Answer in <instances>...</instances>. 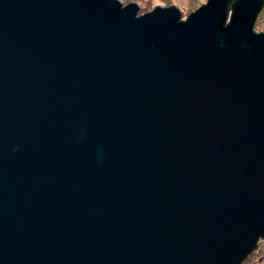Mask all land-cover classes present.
I'll return each mask as SVG.
<instances>
[{
  "label": "water",
  "instance_id": "obj_1",
  "mask_svg": "<svg viewBox=\"0 0 264 264\" xmlns=\"http://www.w3.org/2000/svg\"><path fill=\"white\" fill-rule=\"evenodd\" d=\"M263 6L0 0V264H242L264 239Z\"/></svg>",
  "mask_w": 264,
  "mask_h": 264
},
{
  "label": "rangeland",
  "instance_id": "obj_2",
  "mask_svg": "<svg viewBox=\"0 0 264 264\" xmlns=\"http://www.w3.org/2000/svg\"><path fill=\"white\" fill-rule=\"evenodd\" d=\"M123 5L130 2L136 3L139 8L137 16L143 15L149 11H152L155 6L168 7L170 4L176 5L181 10L180 20H186L188 15L195 9H198L202 4H205L207 0H120ZM253 30L256 33L264 32V6L258 14ZM264 239H261L256 250L250 254L243 264H264Z\"/></svg>",
  "mask_w": 264,
  "mask_h": 264
},
{
  "label": "flooded vegetation",
  "instance_id": "obj_3",
  "mask_svg": "<svg viewBox=\"0 0 264 264\" xmlns=\"http://www.w3.org/2000/svg\"><path fill=\"white\" fill-rule=\"evenodd\" d=\"M246 260H247V259H246ZM244 262H245V260H244ZM244 262H243V263H244ZM243 263H242V264H243Z\"/></svg>",
  "mask_w": 264,
  "mask_h": 264
}]
</instances>
